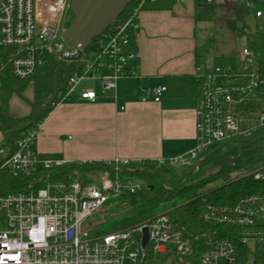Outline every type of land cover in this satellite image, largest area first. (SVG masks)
I'll use <instances>...</instances> for the list:
<instances>
[{"label": "built area", "instance_id": "obj_1", "mask_svg": "<svg viewBox=\"0 0 264 264\" xmlns=\"http://www.w3.org/2000/svg\"><path fill=\"white\" fill-rule=\"evenodd\" d=\"M71 1L0 0V86L3 74L26 79L49 56L69 61L86 53L89 46L86 57L67 79L63 99L95 100L92 88H80L85 79L98 80L103 90H109L118 79L136 76L137 54L130 43L137 35L141 5L154 0H140L123 21L107 27L83 51L72 39L74 48L70 50L62 38L69 37L63 18ZM245 6L252 10L255 24L242 27L241 35L264 32V7L257 8L251 0ZM194 74L200 81L194 110L195 144L185 153L152 160L167 170L197 165L200 152L264 125V74L258 71L257 56L246 43L230 63L197 67ZM165 92L164 85L146 87L141 97L158 101ZM254 105L263 109L257 122L246 126L240 115ZM40 125L21 132L12 151L0 148V264H123L125 260L150 264L158 256L165 257L168 264L172 259L176 264H264V192L242 196L229 209L210 207L206 211V221L232 225L234 231L207 241L196 261L188 256L191 245L168 213L93 236L96 214L111 199L142 191L145 182L120 175L129 159L113 160V175L91 170L83 177L56 178L58 169L70 162L35 150ZM247 175L264 181V165L242 176ZM5 176L24 182L17 189L5 188L1 182Z\"/></svg>", "mask_w": 264, "mask_h": 264}, {"label": "crops", "instance_id": "obj_2", "mask_svg": "<svg viewBox=\"0 0 264 264\" xmlns=\"http://www.w3.org/2000/svg\"><path fill=\"white\" fill-rule=\"evenodd\" d=\"M246 1L213 0L208 4L207 0H157L140 9L133 39L136 76L118 79L116 87L109 90L100 84L97 91L80 85L92 88L96 99L58 102L40 125L35 150L66 162L155 160L187 152L195 144L197 97L165 92L153 101L142 99L141 92L164 85L165 76L193 75L197 67L209 68L208 59L216 65L222 57H234L239 48L228 54L200 53L201 40L205 43L204 19L223 20L232 30L227 21L235 19L242 9L241 21L251 22L253 28L255 19Z\"/></svg>", "mask_w": 264, "mask_h": 264}, {"label": "trees", "instance_id": "obj_3", "mask_svg": "<svg viewBox=\"0 0 264 264\" xmlns=\"http://www.w3.org/2000/svg\"><path fill=\"white\" fill-rule=\"evenodd\" d=\"M152 2L145 1L140 9ZM133 0L122 11L118 22L128 16V10L138 5ZM263 8L264 2H256ZM244 11L239 9L227 26L236 30ZM241 34V33H240ZM94 39H92L93 41ZM247 46L257 56V69L264 74V32H256L245 37ZM86 50V53L89 51ZM130 48L136 51L133 39ZM233 61V57H222L216 65ZM79 56L71 60H59L49 56L44 63L28 78L17 79L8 74L1 76L0 86V148L14 149L15 140L21 132L33 129L41 124L54 106L64 100V91L68 77L77 70ZM166 92L176 97H198L200 81L193 75H168L164 77ZM31 89L32 95H28ZM18 98L28 107L24 115L11 116L9 105L12 98ZM264 102V97H263ZM264 107V105H263ZM238 144L236 150H230L228 144ZM264 125L257 126L250 133L219 143L197 155L196 162L180 168L165 169L152 160L130 161L122 166L120 175L139 178L145 182V189L137 193L124 194L113 198L107 208L95 217L91 227L93 236L103 235L116 230L126 229L153 218L160 213H168L180 235L191 245L194 261L207 248L205 244L216 237L230 235L232 225L206 221L204 216L211 207L231 208L240 197L264 192V181L254 179L252 175L242 176L245 172L264 165ZM197 168H196V167ZM211 169V172L206 173ZM58 179L69 178L74 174L81 177L91 170L107 171L113 175L112 161H74L58 169ZM206 173V174H205ZM5 188L17 189L24 182L9 176L1 178ZM217 185L208 187L211 183ZM7 183V185H5Z\"/></svg>", "mask_w": 264, "mask_h": 264}, {"label": "rangeland", "instance_id": "obj_4", "mask_svg": "<svg viewBox=\"0 0 264 264\" xmlns=\"http://www.w3.org/2000/svg\"><path fill=\"white\" fill-rule=\"evenodd\" d=\"M72 19V13L71 11H68L66 13V15L63 18V28L65 29L69 22ZM205 23H206V27L205 30H203L205 33L204 35V41L205 43H203V39L201 40L200 43V53L203 56H206L207 54H213L215 51L218 52H223L224 54H228L233 50L238 49L239 47H241L242 45L245 44V38L243 35H241V30L242 27L244 26H248V27H252V23L251 22H238L237 24V28L235 31L229 30L226 25H225V21L223 20H216V19H212V18H208V19H204ZM250 21V20H249ZM63 38V42L69 47L70 50H72L74 48V44L72 42V40L67 37L64 36ZM1 50V49H0ZM86 57V53H82L81 55H79V59L80 61L84 60V58ZM208 59V57H206ZM209 60V59H208ZM207 62L209 63V66H214L213 65V61L209 60ZM99 81L98 80H91V79H85L83 82H81V86H90L93 87L96 91L98 89H100V85H99ZM28 95L31 96V89L28 91ZM69 100V99H67ZM9 114L11 116H18V115H24L27 111H28V107L25 103H23L21 100H19L18 98L14 97L11 99L10 101V105H9ZM262 107L259 106H251L250 107V111L242 113L240 115L241 119H242V124L246 125V126H253V124H255L257 122V117L259 112L262 110ZM246 120V121H245ZM0 139H1V134H0ZM228 148L230 150H236L238 148V144L231 142L228 144ZM2 159V154H0V160ZM180 168V167H177ZM211 172V169H209V171H207L206 173ZM205 173V174H206ZM219 182H215V183H211L208 187H211L212 185H217ZM98 215V214H96ZM264 221V219H263ZM123 264H131L128 260H125L123 262ZM150 264H168V262L166 261V258L163 256H158L157 260H155L154 263H150ZM169 264H176L175 261L172 259Z\"/></svg>", "mask_w": 264, "mask_h": 264}, {"label": "water", "instance_id": "obj_5", "mask_svg": "<svg viewBox=\"0 0 264 264\" xmlns=\"http://www.w3.org/2000/svg\"><path fill=\"white\" fill-rule=\"evenodd\" d=\"M133 0H72V19L66 34L83 51L91 40L116 23L124 8ZM147 240V229H143V243Z\"/></svg>", "mask_w": 264, "mask_h": 264}]
</instances>
